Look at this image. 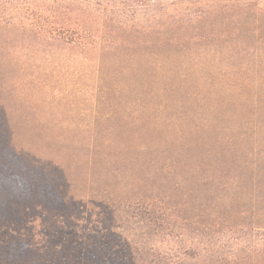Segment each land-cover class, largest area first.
<instances>
[{"label": "rangeland", "instance_id": "obj_1", "mask_svg": "<svg viewBox=\"0 0 264 264\" xmlns=\"http://www.w3.org/2000/svg\"><path fill=\"white\" fill-rule=\"evenodd\" d=\"M259 32L246 24L231 41L223 32L225 39L211 44H197L187 32L145 49L143 37L130 39L125 57L116 53L114 67L127 68L124 75L99 82L81 81V62L63 67L57 79L41 78L40 70L20 78L30 71L18 70L15 59L14 68L0 64V170L21 172L29 187L9 190L0 177V213L25 210V235L79 246L87 226L112 230L114 199L157 194L197 221L196 250L186 264H264ZM150 54L163 72H150ZM55 148L70 150L74 161L60 157L61 169L49 154L38 158ZM88 187L100 198L79 197Z\"/></svg>", "mask_w": 264, "mask_h": 264}, {"label": "trees", "instance_id": "obj_2", "mask_svg": "<svg viewBox=\"0 0 264 264\" xmlns=\"http://www.w3.org/2000/svg\"><path fill=\"white\" fill-rule=\"evenodd\" d=\"M246 24L259 29L261 38V0H0V39L5 52L0 64L14 68L15 59L18 70L30 71L20 78L40 70L41 78L57 79L65 75L63 67L81 62V81L91 77L99 82L104 77L124 75L127 68L115 69L114 65L125 57L130 39L143 37L145 49L188 32L197 44H211L216 36L222 38L223 32L231 41L229 34L246 29ZM119 51L121 57L116 55ZM234 55L230 52L227 57ZM145 61L151 65L150 72H163L155 55L150 54ZM53 69L59 73L53 74ZM7 76L12 83L18 81L14 74ZM10 131L15 139L14 129ZM66 153L55 148L50 153L37 152V156L49 154V160L64 169L60 157L67 155L74 161L76 156ZM19 173L8 168L0 170V177L7 181L9 190L21 188L24 193L29 187ZM68 188L70 191V185ZM88 190L84 188L78 196L95 201L100 198L91 187ZM112 204V230L97 232L87 226L79 246L70 247L53 243L49 234L38 239L29 230L25 235V210L0 213V264H186L184 257L196 250L195 217L169 203L165 196H131L114 199ZM199 231L201 234L203 229Z\"/></svg>", "mask_w": 264, "mask_h": 264}]
</instances>
